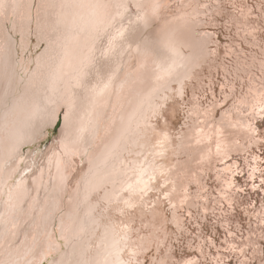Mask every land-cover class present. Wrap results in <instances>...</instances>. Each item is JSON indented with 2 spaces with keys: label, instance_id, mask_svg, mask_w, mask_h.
Wrapping results in <instances>:
<instances>
[{
  "label": "snow or ice",
  "instance_id": "6c2138e0",
  "mask_svg": "<svg viewBox=\"0 0 264 264\" xmlns=\"http://www.w3.org/2000/svg\"><path fill=\"white\" fill-rule=\"evenodd\" d=\"M21 13L0 29V241H7L0 264H34L33 249L11 239L22 198L16 177L28 167L21 148L51 138L61 122L64 159L79 155L88 171L73 177L74 191L59 164L49 176L55 197L41 231L61 259L45 255L42 264H228L224 256L256 264L257 252L264 264V201L256 228L250 217L246 229L237 222L244 188L236 187L231 162L242 160L245 184L264 190V0H0V19ZM212 21L222 22L229 45L196 30ZM126 31L139 41L135 62L129 55L97 84L85 80L94 50L123 60L118 38ZM31 47L43 51L21 62L19 52ZM209 64L216 71L204 83L198 70ZM114 80L128 96L113 121L104 100ZM169 108L185 113L179 128L169 123ZM216 164L223 165L218 187L209 189ZM65 197L74 210L57 216ZM212 217L220 223L204 231Z\"/></svg>",
  "mask_w": 264,
  "mask_h": 264
},
{
  "label": "bare ground",
  "instance_id": "6f19581e",
  "mask_svg": "<svg viewBox=\"0 0 264 264\" xmlns=\"http://www.w3.org/2000/svg\"><path fill=\"white\" fill-rule=\"evenodd\" d=\"M18 2L27 3L28 5H31L35 3L38 4L40 0H18ZM170 2L174 4H180V3L194 4L195 0H170ZM182 11L183 10L181 9H177V11L173 13V15H180ZM22 15L23 13H21V16L10 15L7 20L0 19V29L6 30L7 27L14 26L15 23L21 20ZM201 19H203V17H201ZM175 24L178 29H183L184 27H186V25H184L182 21H176ZM217 24H219V21L202 23L197 27L196 30L199 31L201 36H203L205 33H212L213 35H215V32L206 30L205 28H207V26L217 25ZM125 27L127 28V25H125ZM215 37L217 39V36ZM118 39L123 41L124 51H122L120 54L123 57V60L121 61L117 56L102 57L99 51L94 50L95 58L92 60L90 64L83 67L82 69L85 80H90L91 84L93 85L97 84L99 82V79L106 78L107 76L111 75L112 72L116 69L118 63H126L128 61L129 55H131L132 57V62H135L137 58L136 50L139 41L137 40L136 42H133V39L130 37V34L127 31L125 32L124 37ZM35 43H36L35 37H33L32 44L35 45ZM3 47H4L3 43L0 42V49H2ZM42 51H43V47L39 49H37L36 47H31L27 53L20 51L19 52L20 61L23 62L26 57L30 58L32 55L38 56ZM215 71L216 68L214 67V65L211 64L205 65L203 68L198 70L199 78L203 80L204 83H207L208 81L212 80ZM119 76L122 79L123 73H120ZM206 80L207 82H205ZM196 86L199 87L200 85L197 84ZM191 87L192 85L190 84L189 89H191ZM209 95L211 96L212 99L211 93ZM127 96H128V86H125V88L121 90L119 89L117 82L114 80L113 86L109 90V94L108 96L105 97L104 100V104L107 107L108 114L113 118V121L115 120L119 111L124 107L125 99L127 98ZM171 109L172 108H169L168 112H171ZM213 114H215V110H213ZM201 119H203V117H201ZM169 123H172L171 118ZM63 128L64 125L61 122L60 127L59 128L56 127L55 130L53 131L51 138L45 137L44 140L37 141L34 145L32 144L24 145L21 148V152L23 154V162L27 164L28 167L23 169V174L21 176L16 177V181L20 185V192L22 194V198L17 202L18 211L16 213V216L18 218L14 221L15 227L12 229V231L14 232L15 235L11 239L12 241H19L21 248L29 247L33 249L36 255L34 258L32 255H29L28 259H34V264H42V258L45 255L50 260L58 261L61 259V256L58 255L55 250L48 249L47 244L45 243L47 232L41 231V225L43 223L42 218L46 216L49 211L52 210L51 205L54 202V197H55V193L53 192V184L50 182L49 176L50 175L52 177L56 176L57 164H59L60 168L64 171L66 177V190L74 191L77 185L76 182L73 181V177L76 175L78 171H80V169H83V172L88 171L87 160L81 163L79 155L72 157L70 161H66L64 159L61 153V147L58 144V141L62 139L61 132ZM205 132L211 135L209 129L206 128ZM103 137H104V132L101 131L100 139L97 142L98 144L103 140ZM231 162H234V164L238 167L239 170L237 172H241L245 170V165L241 164L235 158H233V161ZM225 163H229V161H225ZM222 167L223 165L216 164L215 167L212 169L214 170L215 179H216V168H222ZM18 168H21V164L19 162L13 164L11 169L8 171L13 172ZM4 174H5L4 159L2 156H0V175H4ZM207 176H210V173H208ZM78 179L79 178L77 177V180ZM247 179H248L247 177L244 178V182ZM233 181L236 184V186L240 187V182H237V178H235V176L233 177ZM247 184H249V182ZM249 185H251L253 191L256 190L255 188H253L252 183ZM205 186H206V182H205ZM46 190L49 193V195L47 196L45 195ZM250 197H247L249 199L245 201L246 203L249 202ZM0 198H4L2 189H0ZM257 199L258 198H255V203L256 201H258ZM262 201H264V196L260 198V204ZM37 202H39L42 205V210H37L36 208ZM260 204L255 207V211H250L249 209H247V213L250 215V217L251 216L253 217V215L255 217V223L254 224L251 223L253 228H256L257 224L259 223L257 214L261 211L259 207ZM73 210H74V201H70L67 197H65L64 199L60 200L59 208L56 209V215L59 216L61 214H67ZM33 220H35V223H33ZM217 222L218 224L220 223V221ZM247 235L248 233L245 231V236ZM54 239L55 237H53V240ZM5 243H7V241H0V258H2L3 245ZM225 257L226 256H224V259ZM256 258H258V252L256 254ZM257 262L259 264V259Z\"/></svg>",
  "mask_w": 264,
  "mask_h": 264
},
{
  "label": "rangeland",
  "instance_id": "374dc122",
  "mask_svg": "<svg viewBox=\"0 0 264 264\" xmlns=\"http://www.w3.org/2000/svg\"><path fill=\"white\" fill-rule=\"evenodd\" d=\"M255 14V13H253ZM222 24L221 21H219V24L217 25H211V26H207V28H205L206 30L215 32V36H217V40L219 41V43L221 45H228L229 44V34L227 32L226 29H221L220 25ZM220 55L223 56V53L220 52ZM207 79V78H206ZM207 82V80L205 81ZM218 91V90H217ZM208 95L207 99L211 100V96ZM170 113V118L172 120V123H170L171 125L176 126L177 128L180 127V124H182L184 122V112H177L175 111L173 108L171 109ZM261 121L258 119L256 121V124L258 127H260L261 125ZM254 155H259V152H255ZM241 164H243L242 160H238ZM210 173V176L206 177V186L210 189L212 188H216L218 187V182L215 179V175H214V170H212ZM247 176L244 174V171L241 172H237L235 178H237V182H240V187L236 186L237 188H244V192L243 194L240 195V199H242L244 201V203H241L239 205V210L238 212L234 213V215H237V222H240L241 219H243V227L246 229L248 227V218L250 217V215L247 213V209H249L250 211H253L252 209L255 208L256 206H258L260 204V198L264 196V191L261 190V188H255L256 190L253 191V189L251 188V184L252 182L250 181L249 184H245L244 182V178H246ZM256 184H259V180L255 181ZM251 194V197H250ZM213 195H215V193H213ZM250 197L251 204H249V202H245L247 201ZM255 198H258L255 203ZM246 206V207H245ZM249 207V208H248ZM252 217V216H251ZM251 223L254 224L255 223V217L253 215V217L251 218ZM215 221L217 224L218 222L216 221L215 217H212L211 220L205 219L202 223V228L204 231H209V229H212V222ZM204 225H207V227H203ZM212 231H214V229H212ZM220 231H222V229H220ZM211 234V232L209 233ZM186 253H190L192 256L195 255V252L192 249H185L184 250ZM225 260L228 262V264H236V260L235 258H230L228 256L225 257ZM258 258H256V264H258Z\"/></svg>",
  "mask_w": 264,
  "mask_h": 264
},
{
  "label": "water",
  "instance_id": "95a60500",
  "mask_svg": "<svg viewBox=\"0 0 264 264\" xmlns=\"http://www.w3.org/2000/svg\"><path fill=\"white\" fill-rule=\"evenodd\" d=\"M60 125H61V123L58 125V127H57V128H59V127H60Z\"/></svg>",
  "mask_w": 264,
  "mask_h": 264
}]
</instances>
